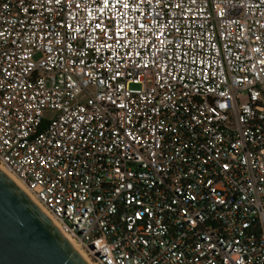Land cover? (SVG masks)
Segmentation results:
<instances>
[{"label": "built area", "instance_id": "2783aa9c", "mask_svg": "<svg viewBox=\"0 0 264 264\" xmlns=\"http://www.w3.org/2000/svg\"><path fill=\"white\" fill-rule=\"evenodd\" d=\"M263 92L264 0H0V164L93 264H264Z\"/></svg>", "mask_w": 264, "mask_h": 264}, {"label": "water", "instance_id": "95a60500", "mask_svg": "<svg viewBox=\"0 0 264 264\" xmlns=\"http://www.w3.org/2000/svg\"><path fill=\"white\" fill-rule=\"evenodd\" d=\"M0 264H88L41 209L1 170Z\"/></svg>", "mask_w": 264, "mask_h": 264}, {"label": "bare ground", "instance_id": "6f19581e", "mask_svg": "<svg viewBox=\"0 0 264 264\" xmlns=\"http://www.w3.org/2000/svg\"><path fill=\"white\" fill-rule=\"evenodd\" d=\"M0 170L5 173V175H7L22 191L25 192V194L41 209V211L53 222V224L55 225V227L58 229L57 224L55 223V221L52 219V217L50 216V214L44 210L43 207H41L40 205H38L33 197L31 196V194L25 189V187L16 179V177L11 174L5 167H3L0 164ZM71 244V246L81 255V257L88 263V264H93L89 258L87 257V255H85V253L81 250V248L79 247V245L73 241L72 239H70L68 236L63 235Z\"/></svg>", "mask_w": 264, "mask_h": 264}, {"label": "rangeland", "instance_id": "374dc122", "mask_svg": "<svg viewBox=\"0 0 264 264\" xmlns=\"http://www.w3.org/2000/svg\"><path fill=\"white\" fill-rule=\"evenodd\" d=\"M131 88L132 89H137V88H139V86L138 85H131ZM263 99H264V92H263ZM264 104V103H263Z\"/></svg>", "mask_w": 264, "mask_h": 264}]
</instances>
